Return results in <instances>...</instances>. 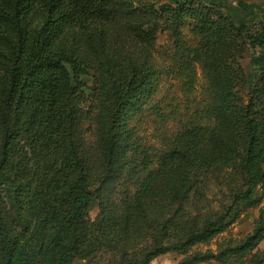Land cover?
Listing matches in <instances>:
<instances>
[{"label": "trees", "instance_id": "obj_1", "mask_svg": "<svg viewBox=\"0 0 264 264\" xmlns=\"http://www.w3.org/2000/svg\"><path fill=\"white\" fill-rule=\"evenodd\" d=\"M3 1L11 7L14 31L9 54H0L5 66L0 76V264H73L98 249L130 248L150 233L158 235L155 241L168 238L169 209L187 200L199 177L228 166L242 173L245 190L225 216L188 232L180 245L155 242L141 259L123 264H149L207 242L225 231L242 208L256 204L257 191L264 188L261 7L202 0H172L160 9L140 0ZM39 9L44 19L33 26L28 18ZM163 14L173 24L194 21L210 58L206 69L219 88L213 126L177 135L155 163L131 120L156 92L159 71L150 50ZM231 34L258 51L247 99L236 91L242 72L227 59L210 56ZM89 71L108 88L98 91L101 116L94 148L85 129L93 107L86 108ZM128 180L134 193L119 206L110 203L106 191ZM94 200L100 208L95 236L86 219ZM262 231L256 228L222 253L218 263L264 264V249L258 248ZM193 258L202 262L214 256Z\"/></svg>", "mask_w": 264, "mask_h": 264}, {"label": "rangeland", "instance_id": "obj_2", "mask_svg": "<svg viewBox=\"0 0 264 264\" xmlns=\"http://www.w3.org/2000/svg\"><path fill=\"white\" fill-rule=\"evenodd\" d=\"M143 3L153 4L157 9L172 0H140ZM199 1V0H195ZM207 5H218L217 2H225L226 5L236 7L238 2L248 5H257L264 10V0H202ZM45 12L41 9L32 13L28 21L37 26L44 19ZM158 31L151 47V61L159 71V82L154 96L146 102L141 112L131 120V126L135 130L139 143L143 149L155 158H160L171 149L177 135L190 130L193 127H212L214 116L212 107L217 102L216 90L219 86L214 82L209 71V55L206 57L202 36L194 29V21L188 20L184 25L173 24L166 14L158 22ZM13 13L11 7L0 0V54H9L8 40L13 34ZM114 41L121 42L120 38L113 37ZM117 39V40H116ZM258 51L251 48L248 42L239 34H231L223 44L217 47L210 56L227 59L228 64L242 72L243 78L236 83V91L247 99L248 78L254 70L252 59ZM5 66L0 63V76ZM88 88L86 94L88 102L86 108L92 107L90 120L85 125L86 138L94 148L98 143L97 123L101 111H99L98 91H107L101 76H96L95 71H89ZM1 89V86H0ZM226 150L221 151L224 154ZM155 167V166H154ZM153 167V168H154ZM242 173L236 166H228L211 172L198 179L197 185L188 194L184 202L173 205L167 214L171 220L169 228L172 229L168 238L157 234L152 237L142 238L130 248L113 249L102 248L93 252L87 258H76L73 264H123L131 258L141 259L150 250L155 242L162 244L183 243V238L188 232H193L204 227L206 221L223 217L233 206L235 197L245 190ZM135 191L133 183H119L106 191L110 203L120 205L124 197L131 196ZM256 204L248 208H242L239 215L227 226V229L216 234L211 240L194 244L184 249L171 251L152 259L149 264H219L218 257L237 247L247 236L253 234L255 229L261 227L264 230V188L257 191ZM99 201L94 200L90 206L87 219V227L93 236L97 235L95 225L99 221ZM140 223L136 221L135 224ZM177 227L180 229L177 232ZM186 228L188 231H185ZM264 236V231H262ZM259 250L264 249V239L259 244ZM210 254L214 258L197 262L194 256ZM249 257L244 260H248ZM232 264H239V260L233 259Z\"/></svg>", "mask_w": 264, "mask_h": 264}]
</instances>
